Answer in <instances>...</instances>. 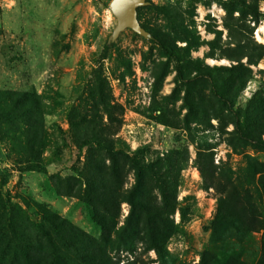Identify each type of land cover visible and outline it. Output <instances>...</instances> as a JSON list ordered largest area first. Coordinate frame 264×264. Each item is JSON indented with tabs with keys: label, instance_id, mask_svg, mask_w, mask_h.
<instances>
[{
	"label": "rangeland",
	"instance_id": "374dc122",
	"mask_svg": "<svg viewBox=\"0 0 264 264\" xmlns=\"http://www.w3.org/2000/svg\"><path fill=\"white\" fill-rule=\"evenodd\" d=\"M111 1L0 0V91H36L44 130L37 163L0 124V264H90L91 239L102 264H164L116 240L145 238L123 228L136 198L178 225L172 264H264V150L234 127L264 138V0H148L180 71L129 27L112 38Z\"/></svg>",
	"mask_w": 264,
	"mask_h": 264
},
{
	"label": "trees",
	"instance_id": "16d2710c",
	"mask_svg": "<svg viewBox=\"0 0 264 264\" xmlns=\"http://www.w3.org/2000/svg\"><path fill=\"white\" fill-rule=\"evenodd\" d=\"M142 8L143 6H139L137 8V16L139 21L140 11ZM141 25L150 33L148 37L149 40L157 44L168 57H171L175 62L176 68L180 71L182 68L180 55L177 54V52L172 49L155 32L148 29L142 22ZM214 87V93L219 98V100L225 104L226 102H229L228 98L223 96V94L219 92L218 89H216V84ZM0 101H5V104H0V124L2 125V122L5 120V123L7 125L6 127H4V131L5 133H7L8 139L14 142L24 141L27 147L30 149L33 159L35 158L37 160V163H40V161H38V159L40 158L39 147L42 144L44 138V130L42 124L43 108L42 102L39 99V95L36 91L28 90H8L4 92L0 91ZM228 108L229 110L233 111L231 107ZM234 127L240 137L245 140L253 141V143H255L257 147H260L264 150V138H262L261 136L255 137L254 135L245 132L244 128L242 127L239 115L234 121ZM21 138H23V141L19 140ZM133 161L135 163L137 184L142 176H146V169V173L158 184L164 204H171L172 206L174 204H177V201L174 203L168 198L167 192L164 189V183L160 178L161 176H159L161 170L156 171L154 170V167L152 165L144 163L142 164L136 159H134ZM93 196L97 199L99 197L97 192H95ZM130 202L132 203V209L130 211V215L127 218L126 224L124 225V227H122L125 228V232L127 234L136 233L145 238H116V240L121 241L125 246H133L135 245L137 240H141L146 243L148 248H154L156 250L164 264H172L174 262V259L172 261L168 260L167 257H170V255L169 251L166 248V244L169 237L174 232L179 230L178 225L174 222L166 223V221L163 220V214L161 212H158L156 209L152 211L143 199H131ZM136 206H139V209L141 210L136 209ZM93 214L95 219L101 224L105 232L110 233L111 229H114V227L112 228V226L116 223V221L113 215H111V219L109 221H103L98 218V216L96 215L97 212H94ZM132 216H136L137 222L135 225L131 221ZM36 229L38 230V236L40 235V232L44 231L43 227L39 225H36ZM116 232L120 233V230ZM91 240L92 241L87 242V244L83 243L84 249L87 245V250L84 252V255L90 258V264H102L101 252L105 247H103L98 240ZM103 240L105 242V245L114 242L113 238H103ZM89 250L91 251L90 253L88 252ZM205 264L210 263L205 262Z\"/></svg>",
	"mask_w": 264,
	"mask_h": 264
},
{
	"label": "water",
	"instance_id": "95a60500",
	"mask_svg": "<svg viewBox=\"0 0 264 264\" xmlns=\"http://www.w3.org/2000/svg\"><path fill=\"white\" fill-rule=\"evenodd\" d=\"M148 0H112L110 9L116 18V24L112 32V38L126 27H129L137 33L149 37L150 33L141 25L137 16V8L144 6Z\"/></svg>",
	"mask_w": 264,
	"mask_h": 264
},
{
	"label": "bare ground",
	"instance_id": "6f19581e",
	"mask_svg": "<svg viewBox=\"0 0 264 264\" xmlns=\"http://www.w3.org/2000/svg\"><path fill=\"white\" fill-rule=\"evenodd\" d=\"M259 30H260V29H258V31H257V37H258L259 40H262V37H261V35H260V33H259Z\"/></svg>",
	"mask_w": 264,
	"mask_h": 264
},
{
	"label": "built area",
	"instance_id": "2783aa9c",
	"mask_svg": "<svg viewBox=\"0 0 264 264\" xmlns=\"http://www.w3.org/2000/svg\"><path fill=\"white\" fill-rule=\"evenodd\" d=\"M256 34H257V32H256Z\"/></svg>",
	"mask_w": 264,
	"mask_h": 264
}]
</instances>
